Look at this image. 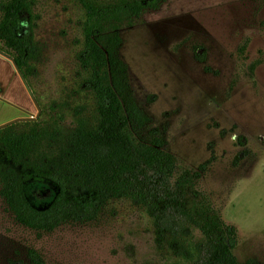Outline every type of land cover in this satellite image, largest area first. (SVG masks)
Masks as SVG:
<instances>
[{
    "label": "rangeland",
    "instance_id": "374dc122",
    "mask_svg": "<svg viewBox=\"0 0 264 264\" xmlns=\"http://www.w3.org/2000/svg\"><path fill=\"white\" fill-rule=\"evenodd\" d=\"M35 1L39 54L32 89L41 119L63 114L70 124L77 111L94 109L81 88L83 8L78 0ZM121 35L138 104L155 124L168 123V149L180 167H197L213 154L199 186L237 227L239 264H264V0H163ZM24 92L20 114L36 116ZM65 100L70 105L62 111ZM16 106L0 99V123L20 111ZM54 193L49 181L31 183L37 205ZM153 230L143 207L124 198L109 201L96 220L36 231L19 223L0 195V264H27L30 249L51 264H173Z\"/></svg>",
    "mask_w": 264,
    "mask_h": 264
},
{
    "label": "trees",
    "instance_id": "16d2710c",
    "mask_svg": "<svg viewBox=\"0 0 264 264\" xmlns=\"http://www.w3.org/2000/svg\"><path fill=\"white\" fill-rule=\"evenodd\" d=\"M162 1L78 0L81 88L92 95L93 112L77 111L70 124L63 114L49 120L39 115L1 128L0 195L19 223L44 232L96 220L109 201L130 199L152 219L155 242L173 264H239L237 227L199 186L213 154L197 167L179 166L168 149V123L155 124L138 104L129 65L120 55L121 30ZM35 5V0H0V49L16 59L31 87L39 54ZM196 57L205 61L202 53ZM69 105L65 100L60 109ZM37 179L55 186L43 205L30 195ZM27 257V264H51L35 249Z\"/></svg>",
    "mask_w": 264,
    "mask_h": 264
},
{
    "label": "crops",
    "instance_id": "0c3cea01",
    "mask_svg": "<svg viewBox=\"0 0 264 264\" xmlns=\"http://www.w3.org/2000/svg\"><path fill=\"white\" fill-rule=\"evenodd\" d=\"M2 73L3 77H1L0 75V99H11L16 103V107L20 108V111L14 117L7 118L6 121H9L16 117H20V113L24 111L20 104L23 103L25 105L24 91H26V88L20 76L18 75V73H16V69L14 68L12 62L8 58L0 54V74ZM20 81L22 82V84Z\"/></svg>",
    "mask_w": 264,
    "mask_h": 264
},
{
    "label": "water",
    "instance_id": "95a60500",
    "mask_svg": "<svg viewBox=\"0 0 264 264\" xmlns=\"http://www.w3.org/2000/svg\"><path fill=\"white\" fill-rule=\"evenodd\" d=\"M0 54L5 56L6 58H8L12 62V64L14 65V68L16 69V72L20 76V78H21L26 90L28 91L30 97L32 98V100L34 101L35 105L38 108V113H37L36 116L31 115V116L16 117L14 119H11L9 121H6V122L0 124V129H1V128H4V127L8 126V125H11V124H14V123H17V122H20V121H28V120L36 119L37 117H39L42 108L40 107L39 101H38V99H37L32 87L30 86L27 78L25 77L23 71L21 70L20 66L18 65L16 59L12 55H10L9 53L3 51L2 49H0Z\"/></svg>",
    "mask_w": 264,
    "mask_h": 264
}]
</instances>
